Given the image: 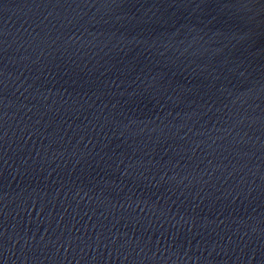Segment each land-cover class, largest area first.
Listing matches in <instances>:
<instances>
[{"label": "water", "instance_id": "water-1", "mask_svg": "<svg viewBox=\"0 0 264 264\" xmlns=\"http://www.w3.org/2000/svg\"><path fill=\"white\" fill-rule=\"evenodd\" d=\"M122 2L0 0V264H264V0Z\"/></svg>", "mask_w": 264, "mask_h": 264}, {"label": "snow or ice", "instance_id": "snow-or-ice-1", "mask_svg": "<svg viewBox=\"0 0 264 264\" xmlns=\"http://www.w3.org/2000/svg\"><path fill=\"white\" fill-rule=\"evenodd\" d=\"M208 2H209V0H201V3L199 6H205L208 4ZM107 3H110L112 5H122L123 4L122 0H107ZM173 6H175V5H173ZM225 7H227V5H225ZM240 39L243 40L244 36L240 37ZM153 87H155V86L153 85ZM261 195H264V193H261Z\"/></svg>", "mask_w": 264, "mask_h": 264}]
</instances>
